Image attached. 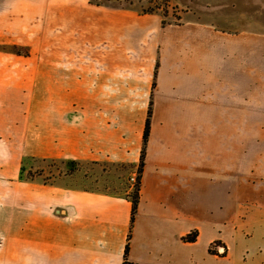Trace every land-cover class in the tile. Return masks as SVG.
Wrapping results in <instances>:
<instances>
[{"label": "crops", "instance_id": "crops-1", "mask_svg": "<svg viewBox=\"0 0 264 264\" xmlns=\"http://www.w3.org/2000/svg\"><path fill=\"white\" fill-rule=\"evenodd\" d=\"M187 16L164 25L162 13L131 5L0 0L2 133L12 126L5 104L15 83L46 158L118 167L128 179L140 166L152 101L133 226L128 188H88L76 176L24 180L0 264H123L131 230L136 264H264V110L239 111L246 127L236 129L226 106L245 86L246 102L264 100V32ZM247 65L258 80H248ZM236 130L256 135L246 140V174H236L229 145ZM202 222L221 233L204 240ZM194 231L196 242H185Z\"/></svg>", "mask_w": 264, "mask_h": 264}, {"label": "rangeland", "instance_id": "rangeland-1", "mask_svg": "<svg viewBox=\"0 0 264 264\" xmlns=\"http://www.w3.org/2000/svg\"><path fill=\"white\" fill-rule=\"evenodd\" d=\"M90 2L95 5L112 7L131 5L139 12L145 14H152L150 10L155 8V12L164 15L162 10L164 6L158 0H124L121 2L117 0H90ZM172 5L175 8H168L167 17L164 16V21L168 24H178L181 22L182 15L188 14L187 17L189 19L202 18L206 25L221 26L232 32L240 30L264 32V0H172ZM157 7H161V9H156ZM218 15L234 19V21L227 23L214 21L212 17H217ZM17 53L25 61L36 60L34 56L28 53L21 51H17ZM249 65L246 67L248 80L253 78V73L255 74L254 80H258L260 77L259 71L249 70ZM16 72H19V70L14 71V73ZM27 76H31L29 70L27 71ZM11 94L10 109H8L6 103L5 112L7 110L10 112L12 126L10 132L2 133L0 131V253L3 252L4 235L10 228L8 217L11 216L13 221V218L15 219L18 216V199L15 191L17 190V185L24 180L39 179L41 182L45 181L48 184L57 179L76 176V181L85 185L88 184L86 185L88 188H102L109 192H117L128 188L131 192V197L135 195L138 189L139 174L137 171L133 176L129 175L127 179L118 167H86L78 162L66 164L46 158V156L50 155V150L44 147L45 150L43 151L41 133H35L33 128L27 127L28 123L23 117V113L27 114L29 108L24 105V101H21V104L18 102V86L15 83L11 85ZM234 94V100H229L226 106L234 111V118L230 120H232V125L237 129L238 127H246V118H240L238 116L239 111L264 110V100L255 101L251 104L246 102V86L244 88L240 87L239 91H235ZM228 97L230 98V95ZM242 97L245 98V101L242 100ZM32 111H35V104L32 107ZM255 136L252 134L246 135V133L237 132L236 130L231 137L232 140L229 139V145L234 143L236 174H246V140L249 143L254 140L253 137ZM47 140L49 138L45 141ZM259 152V150H256L253 157L257 158ZM84 175H91L92 177L88 181H83ZM242 184L245 185L246 182ZM201 229L204 233V240L208 239L211 234L221 233V230L212 227L206 222H202ZM217 245V243L212 245L211 251L213 253H217L215 251Z\"/></svg>", "mask_w": 264, "mask_h": 264}, {"label": "trees", "instance_id": "trees-1", "mask_svg": "<svg viewBox=\"0 0 264 264\" xmlns=\"http://www.w3.org/2000/svg\"><path fill=\"white\" fill-rule=\"evenodd\" d=\"M117 1H124V0H117ZM128 1V0H126ZM132 1V0H130ZM164 7H163V13L164 16L167 17L168 8H172L174 9L175 7L172 5V0H158ZM132 3V2H130ZM156 9H161V7H157ZM150 13H155V8L150 10ZM168 23H166V21H164V25H166ZM156 87V83H154L153 85V89ZM151 115H152V101L150 103L149 106V111H148V118L146 121V125H145V131H144V147L142 149V154H141V160H140V166H139V170H138V189L137 192L135 193V195L132 196V217H131V222H132V226H133V222L135 220V216L136 213L138 211V207H139V202H140V190H141V177L143 175L144 172V168H145V155H146V145L148 143L149 137H150V132H151ZM198 231H194L191 234L187 235L184 238V241L187 243H194L196 242V240L198 239ZM132 237V230L130 231L129 237H128V243L126 245L125 248V253H124V262L123 264H136L133 263L132 261H130L129 259V254H130V240ZM211 253H213L212 251H210ZM222 255H225V253H223Z\"/></svg>", "mask_w": 264, "mask_h": 264}, {"label": "built area", "instance_id": "built-area-1", "mask_svg": "<svg viewBox=\"0 0 264 264\" xmlns=\"http://www.w3.org/2000/svg\"><path fill=\"white\" fill-rule=\"evenodd\" d=\"M224 253V252H223ZM223 253H221V254H223Z\"/></svg>", "mask_w": 264, "mask_h": 264}]
</instances>
